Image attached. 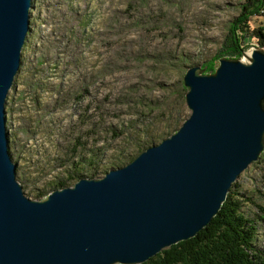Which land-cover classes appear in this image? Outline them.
<instances>
[{
    "label": "rangeland",
    "instance_id": "obj_1",
    "mask_svg": "<svg viewBox=\"0 0 264 264\" xmlns=\"http://www.w3.org/2000/svg\"><path fill=\"white\" fill-rule=\"evenodd\" d=\"M246 1L31 0L4 104L8 152L25 197L41 201L63 189L56 182L67 188L102 178L176 132L190 115L185 72L229 45ZM260 26L264 17H252L237 31L242 52L259 48L250 32ZM234 185L262 251L256 207H264V149Z\"/></svg>",
    "mask_w": 264,
    "mask_h": 264
},
{
    "label": "water",
    "instance_id": "obj_2",
    "mask_svg": "<svg viewBox=\"0 0 264 264\" xmlns=\"http://www.w3.org/2000/svg\"><path fill=\"white\" fill-rule=\"evenodd\" d=\"M31 0H0V264H144L194 238L264 149V49L182 79L189 117L98 179L25 197L8 152L4 104L20 67Z\"/></svg>",
    "mask_w": 264,
    "mask_h": 264
},
{
    "label": "trees",
    "instance_id": "obj_3",
    "mask_svg": "<svg viewBox=\"0 0 264 264\" xmlns=\"http://www.w3.org/2000/svg\"><path fill=\"white\" fill-rule=\"evenodd\" d=\"M262 9L264 0L246 1L231 23L229 45L200 66L204 74L214 72V62L224 56L221 52L233 56L234 60L239 59L243 52L237 31L247 29L250 19L258 17ZM250 33L264 49V26ZM56 186L64 188V182H56ZM235 187L232 184L218 214L194 238L162 250L144 264H264V250L260 251L255 246L257 225L242 214L243 196L236 193ZM256 208L263 215L259 216V221L264 225V207Z\"/></svg>",
    "mask_w": 264,
    "mask_h": 264
},
{
    "label": "built area",
    "instance_id": "obj_4",
    "mask_svg": "<svg viewBox=\"0 0 264 264\" xmlns=\"http://www.w3.org/2000/svg\"><path fill=\"white\" fill-rule=\"evenodd\" d=\"M260 15L258 16V18L259 17H264V9H262L261 11H260V13H259ZM260 48V47H259Z\"/></svg>",
    "mask_w": 264,
    "mask_h": 264
}]
</instances>
